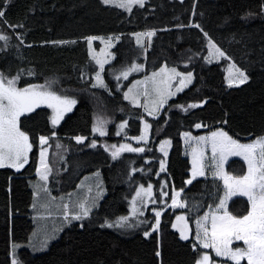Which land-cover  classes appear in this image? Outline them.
<instances>
[{"label": "trees", "instance_id": "1", "mask_svg": "<svg viewBox=\"0 0 264 264\" xmlns=\"http://www.w3.org/2000/svg\"><path fill=\"white\" fill-rule=\"evenodd\" d=\"M0 10L5 12L0 35L8 37L0 41V73L8 79L19 75L16 87L21 89L52 83L53 91L76 101L55 126L52 109L46 105L20 119L33 149L21 170L0 168V264H12L13 259L17 264H196L207 250L193 238L194 222L219 203L224 188L211 176L186 183L191 164L181 135L221 129L239 142L264 136V0H147L129 13L100 0H0ZM137 32H154L146 50L136 45ZM112 35L122 40L113 48L114 60L105 71L109 88L93 87L97 65L89 57L87 38ZM208 39L227 59L206 62ZM134 61L143 63L146 74L166 65L192 72L194 81L158 116L149 117L141 106L128 103L110 78L113 71ZM230 62L248 76L243 85L225 84L224 66ZM193 104L198 106L190 108ZM96 118L108 121L105 136L93 132ZM124 120L125 131L116 135L117 123ZM143 121L150 137L141 147L145 150L120 152L113 159L112 146L140 136ZM42 136L48 139V183L53 194H68L84 176L100 171L106 195L88 216L71 219L45 250L33 253L25 245L35 228L30 183L37 178ZM76 137L83 141L78 143ZM164 139L170 140V150L165 170L159 173L163 156L158 145ZM137 167L150 172L132 176ZM225 171L240 177L246 165L231 159ZM138 181L154 184L156 204L136 229L107 228L108 221L128 213V199ZM174 192L184 207L171 206ZM227 208L242 217L249 205L245 198L234 197ZM157 211L159 225L153 230ZM179 214L186 216L190 239H181L172 228Z\"/></svg>", "mask_w": 264, "mask_h": 264}, {"label": "snow or ice", "instance_id": "2", "mask_svg": "<svg viewBox=\"0 0 264 264\" xmlns=\"http://www.w3.org/2000/svg\"><path fill=\"white\" fill-rule=\"evenodd\" d=\"M10 0H5V3H9ZM105 5L115 3L116 7L126 8L131 10L132 4H139L144 6V0H101ZM5 12L0 10V19H3ZM193 27H199V25H192ZM137 43L141 44L140 36L146 35L149 39L154 35V32H148L146 34H136ZM207 36V33H205ZM8 37L0 35V40H7ZM95 37H88L87 41L89 48L91 49L92 40ZM112 38L109 37V41ZM116 39H119L117 37ZM66 43V42H59ZM211 48L215 49L218 57H224L225 53L221 51L211 40L208 41ZM111 47V44L108 45ZM93 59H96L93 56ZM96 63L100 66V72L104 70V65L108 63L107 60L96 59ZM139 66L133 65L129 71L137 70ZM231 68L235 69L238 76L229 79V86L233 84H243L248 80V76L244 71L237 68L234 64ZM129 71H124L121 75L126 79ZM162 73L166 69L160 70ZM100 72L96 73L97 84L93 87H104V82L101 79ZM174 76H180L181 74L176 72V69H171ZM31 74V73H30ZM159 73H154L152 79L153 85L156 87V91L160 94L161 99L159 105L162 106L165 103L164 91L167 87V81H156L155 76ZM19 79V75L8 79L3 73H0V168L3 167H14L17 170L22 168L24 164L28 162V152L31 150L32 145L29 143L28 135L20 130L19 119L25 113L34 111L36 108L45 104L47 107L53 109V116L51 123L53 126L57 125L63 118L65 112L71 111L72 106L75 105L74 99H69L66 96L57 95L55 92L48 91L44 85H31L26 88H17L16 81ZM119 79V77H117ZM192 74L188 73L186 77L180 80L182 87H186L187 83H191ZM164 85V87H160ZM182 87L177 88V91H181ZM45 89V90H41ZM131 91V89H129ZM172 95V93H168ZM125 99H129V94H124ZM198 105H189L190 108L197 107ZM156 109L149 111V115H154ZM121 129L124 125L119 126ZM197 128L201 127L200 124L196 125ZM149 125L144 124V129H148ZM93 132H98L101 136L105 135V131L102 127H94ZM119 135V132L117 133ZM188 136L187 133L184 134ZM137 141L146 140V134L142 132L139 137L135 138ZM201 141L210 142L213 160L216 158V154H220V171L214 173L218 179L223 180L224 195L220 198L219 203L216 205L214 211L206 212L203 217L196 221L197 232L196 242L203 249H211L216 257L225 258L227 261H231L232 264H241L242 260H246L247 264H264V137H259L251 143L241 144L230 137L224 131H215L211 133L210 137H200ZM78 143L83 141L82 137H76ZM40 143L43 145L47 143L46 137H40ZM169 143L164 141L163 144ZM93 142L92 147H95ZM115 148V145L112 146ZM108 150L107 148L105 149ZM143 148H133L131 145H121L119 149L112 152V158L116 159L119 156L120 151L129 152H143ZM163 151V145L161 147ZM195 152V150H194ZM165 155L167 153L165 152ZM202 158V153L200 154ZM229 155L242 156L247 164V172L245 175L236 177L223 172V162ZM41 164L44 171L38 168L37 172L41 180H47V172L49 171L47 165L44 163V151L41 152ZM164 162H161V171H164ZM205 175L203 166L197 167V160L194 156L193 159V179L197 176ZM192 181L188 180L186 183L190 184ZM47 189H45L46 191ZM152 186L149 185L147 189L140 188L137 190L136 197H133V212L136 211L135 202L137 197H141L142 194L151 197ZM167 195V193H163ZM179 193L174 192L172 196V207H184L183 204H178L176 197ZM235 196L247 197L249 209L246 215L237 217L228 211V201ZM154 202V201H153ZM35 207V205H33ZM211 210V205L209 206ZM64 208L67 209L68 205L65 204ZM220 210H223V214H218ZM89 209L83 208V217L88 216ZM142 214V213H141ZM68 213L65 212V216ZM160 212L155 213L156 225L153 226V230H156L159 225ZM211 216V229L206 225V222ZM81 215H73L72 219L80 220L83 218ZM127 217H120L114 223H107V227H123ZM183 216H178L177 220L184 221ZM105 226V225H102ZM175 227V225H174ZM145 236L149 233L145 232ZM202 237V238H201ZM180 238L188 239L185 234V230H180ZM234 241H243L244 247L233 248ZM195 249V245H194ZM160 253L157 252V256ZM12 264H17L16 260L13 259ZM196 264H215L208 253H202L200 258L196 261Z\"/></svg>", "mask_w": 264, "mask_h": 264}, {"label": "rangeland", "instance_id": "3", "mask_svg": "<svg viewBox=\"0 0 264 264\" xmlns=\"http://www.w3.org/2000/svg\"><path fill=\"white\" fill-rule=\"evenodd\" d=\"M146 1L147 0H144V3ZM116 2L117 3L121 2V0H116ZM108 6L116 7L115 3L108 4ZM138 7H141V6H139V4H132L130 11L127 10L126 8H119V7H116V8H118L124 12L129 13L133 9L138 8ZM136 34H146V33L137 32V33L133 34V38L135 40L136 45L139 46L140 48L146 50L147 45H148V43L152 37L149 39L146 35H141L140 36L141 44H138ZM109 37L112 38L110 41H109ZM117 37H119V39H116ZM95 38L96 39L92 40L91 49L89 48V44H88L89 57L97 65V71L93 75V85L97 84L95 77H96V73L100 72V66L96 63V59H99L101 61L107 60L108 63H106L104 65V70L102 72H100L101 79L103 80L105 86L104 87L97 86V88H101V89L109 88V83H108L107 78L105 76V71L108 69V66L114 60L113 48L117 45L118 42H120L122 40V37L120 35H112V36H96ZM209 40L210 39H208V41ZM109 43L111 44V47L108 46ZM212 43L215 44L213 41H212ZM215 46H216V44H215ZM93 56H95L96 59H93ZM222 58L223 57H218V54L215 52V49L211 48L209 43H207V59H206V62L208 64L209 63H217V62H220L222 60ZM133 65H137L139 67L135 71H129L133 67ZM231 65H233L232 62L226 63L224 66V73H225L224 78H225V84L227 86H229V79L230 78H234V77L238 76V74L235 72V69L231 68ZM162 68L166 69V71L163 73L160 71ZM173 68L176 69V72L180 73L181 75L180 76H174L173 73L171 72V69H173ZM144 70H145V67H144L143 63H141L139 61H134L133 63L127 65L126 67L120 68L119 71H113V73H111V75H110V78L115 83V90L122 93L123 97H124L125 93H128L129 99H125V98L124 99L133 106H141L143 108L145 115L149 116V117L158 116L160 111L163 109V107L166 105V103L170 99L175 98L179 93H181L183 90L188 88L194 81V75L192 72H182L177 67H170V66L164 65L160 69H158L154 72H151L149 74L144 73ZM124 71H129V74H128L126 79L121 75V73ZM154 73H159L158 76L154 77V79L156 81H162V80L167 81V87L165 88V91H164L165 103L162 106L159 105V101L161 99L160 94L156 91V87L153 85L152 79H148V78H153ZM188 73L192 74L191 83H187L186 87H182L180 84V80L183 79L184 77H186V75ZM117 77H119V79H117ZM243 84L237 85L234 83L233 86H240ZM44 86H45L46 90L55 92L57 95L62 96L61 94H58L56 91H53L50 88V87H53L52 83L46 84ZM160 87L163 88L164 85H160ZM180 87H182V90L177 91V88H180ZM45 89H41V90H45ZM129 89H131V91H129ZM169 92L172 93V95H168ZM42 105H45V104H42ZM152 109H156L155 114L149 115V111H151ZM69 112L70 111L65 112L63 115V118ZM52 113H53V109H52ZM26 114H28V113H25L24 115H26ZM53 114H52V116H53ZM24 115H22V116H24ZM21 117H20V119H21ZM63 118L60 120V122L63 120ZM20 119H19V127H20ZM145 123H146L145 121L142 122L141 134H142V132H144L146 134V140L137 141L135 139L136 137L130 138L129 141H125V142H122L118 145H115V150L119 149L121 145H131L133 148H141L143 145H146L149 142L150 137H149V128L144 129ZM122 124L124 125V127L121 129L119 126ZM107 126H108V121H104V120H101L98 118H96L94 121V127H102L105 131V135L108 132ZM126 126H127L126 120L117 123V128L115 130L116 135H118L117 134L118 132H119V135H121L125 131ZM20 130H21V128H20ZM221 131H223V130H221ZM94 133L96 135L101 136L98 132H94ZM211 133L212 132H209V133L202 134L199 137H197L198 142H196L195 144H192L188 141L189 140L188 138H191V137H186L185 135H183V139H182L183 149H184V151L186 150V152H185L186 155H190L192 165H193V159L195 156V158L197 160V167L199 168L200 166H203L204 172H205L204 177H206V176L213 177V176H215L214 173H217L221 170L220 167H218V165L220 164V154L217 153L215 160H213V153H212V148H211L210 142L201 141L199 139L200 137H210ZM105 135H103V136H105ZM261 137H264V136H261ZM256 139H254V140H256ZM234 140H236V139H234ZM254 140L249 141V142H239L237 140L236 141L238 143H241V144H247V143L253 142ZM164 141H168L169 143L163 144ZM29 143L32 145V147H31V150L28 152V161L30 159V154H31V151L33 149V143H32L30 138H29ZM38 143L40 145V149H39L38 163H37V168H36V173H35L37 178L30 183V187L34 191V203H33V205H35V207L33 206V212L35 215L34 216L35 228L29 237L28 243L25 245V247L28 248L33 253H38V252L45 250L48 247V245L53 240H55V238L57 237V234L66 225V223L72 219L73 215L79 214V215L83 216V208H87L90 211L94 210V208H96L98 206L99 202L106 195L105 183H104V179H103L100 171H96V172H93V173H90V174L84 176L80 180V182L78 183L76 189L73 190L72 192L68 193V194H64V193L53 194L52 189L49 187L48 178L46 181L41 180L40 176L37 172L38 168L41 170V172L44 171V168L41 164V152L42 151H44V163L47 165L48 169L50 170L49 164H48V148L46 147L47 143H48V139H47V143L42 145L40 143V137H39ZM162 145H163V151L161 150ZM158 150L162 154V156L163 155L165 156V152L168 155V152L170 150V140L169 139L162 140L160 142V144L158 145ZM194 150H195V152H194ZM120 152L121 153H134V152H129V151H120ZM201 153H202V158L200 155ZM164 156H163L162 161L164 162V169H165L166 157L164 158ZM231 159H239V160L243 161L244 164L246 165V172H247V164H246L245 160L242 158V156H236V155H229L227 157V159L223 162V166H222L223 172L226 173L225 165ZM145 160H146V162L148 161L147 158ZM189 161H190V159H189ZM191 161H190V164H191ZM26 164H24V166ZM3 168H10V169H13L16 171H19L22 169V168H20L19 170H17L14 167H3ZM149 172H150L149 169H145L143 167H137V168L132 169L131 175L133 176L135 173L148 174ZM162 172L163 171H161V166H160V172L159 173H162ZM192 172H193V166H192V170H191V177H193ZM48 174H49V171L47 172V177H48ZM189 174H190V171H189ZM200 178H203V177H200ZM215 178H217V177H215ZM193 180H195V179H193ZM220 180H221L222 185H223V180L222 179H220ZM149 185L152 186L151 197L144 195V194H142L141 197H137L136 202H135L136 211L133 212V197H136L137 190L140 188L147 189ZM223 188H224V186H223ZM45 189H47V190L45 191ZM178 196L176 197V199L178 198ZM235 197H242V198H245L247 200V197H243V196H235ZM232 198H234V197H232ZM65 204L68 205L67 209L64 208ZM154 204H156L154 184L152 182L143 183L141 181H138L135 185V189H134L131 197L128 199V204H127L128 213L126 215L122 216V217L128 218L124 222L123 227L117 228L114 226V227H107V228L114 230V231H118V229L123 228V230L125 232L136 229L139 226V224L141 223L144 214ZM215 208H216V206L211 207V210H209L210 209L209 208L208 212L214 211ZM65 212L68 213L67 216H65ZM218 214L222 215L223 210H220ZM178 216H183L185 218L184 221L177 220ZM209 218H211V216H209ZM118 219H116L114 221H108L107 223H114ZM208 221H209V219H208ZM208 221L206 222V225L208 228H210ZM174 225H175V227H174ZM172 228L175 231H177L179 234H180V230L184 229L185 234L188 235L189 223L186 219V216L184 214L177 215L176 218L174 219ZM193 238L196 240V233H194ZM235 243H241L242 244L243 241H234L233 244H235ZM243 247H244V245H243ZM233 248H236V247H233ZM205 252L210 255V257L215 262V264H225L223 261L232 263L231 261H227L225 258L216 257L215 253L211 250H207ZM205 252H203V253H205ZM213 257L216 259H213ZM243 261H246V260H242L241 262H243Z\"/></svg>", "mask_w": 264, "mask_h": 264}, {"label": "crops", "instance_id": "4", "mask_svg": "<svg viewBox=\"0 0 264 264\" xmlns=\"http://www.w3.org/2000/svg\"><path fill=\"white\" fill-rule=\"evenodd\" d=\"M215 131H221V129H217V130H214V131H212V132H215ZM185 133H183L182 135H181V137H182V139H183V135H184ZM189 136H186V137H191V138H188L189 140V142L190 143H192V144H195L196 142H198V140H197V137H199V136H194V135H192V134H190V133H187ZM186 152V150L184 151V153ZM164 156V155H163ZM185 156L187 157V158H189L190 159V161H191V157H190V155H186V153H185ZM165 157H167L166 155L164 156V158ZM192 161H191V170H192ZM191 170H190V178H189V180H193V177H191ZM203 171H204V168H203ZM205 173V172H204ZM205 175H203V176H200V175H197L194 179H196V178H200V177H204ZM213 177H216V176H213ZM229 202V201H228ZM210 210V209H209ZM209 210H207L206 212H208ZM205 212V213H206ZM64 215V214H63ZM204 215H202V216H200L198 219H200L201 217H203ZM197 219V220H198ZM196 220V221H197ZM196 221L194 222V227H195V233L197 232V224H196ZM208 224H209V230L211 229V218H209V221H208ZM196 241V240H195ZM243 244V243H242ZM244 245V244H243ZM203 249V248H202ZM204 250H211V249H204ZM212 251V250H211Z\"/></svg>", "mask_w": 264, "mask_h": 264}, {"label": "water", "instance_id": "5", "mask_svg": "<svg viewBox=\"0 0 264 264\" xmlns=\"http://www.w3.org/2000/svg\"><path fill=\"white\" fill-rule=\"evenodd\" d=\"M190 238H191V235L188 236V239H190Z\"/></svg>", "mask_w": 264, "mask_h": 264}]
</instances>
